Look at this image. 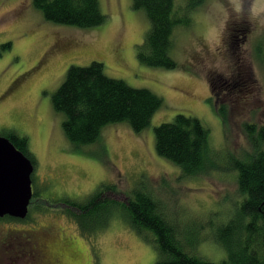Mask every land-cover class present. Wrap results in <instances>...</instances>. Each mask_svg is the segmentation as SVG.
<instances>
[{
	"label": "rangeland",
	"instance_id": "obj_1",
	"mask_svg": "<svg viewBox=\"0 0 264 264\" xmlns=\"http://www.w3.org/2000/svg\"><path fill=\"white\" fill-rule=\"evenodd\" d=\"M99 1L107 21L80 28L46 20L32 0H0V134L27 136L36 160L30 214L23 220L2 217L0 240L15 230L42 241L50 226V233L62 230L68 240L66 264H154V242L121 212L98 231L83 233L65 210L62 199H85L102 184H116L110 196L121 201L146 187L163 201L186 249L213 262L226 260V242L236 244L244 234L226 235L242 201L237 172L229 165L232 155L252 150L242 123L264 122V13L253 16L254 0H239V12L237 0H207L192 13L191 25L176 28L170 53L178 66L165 68L138 57L151 25L146 11L134 9L133 0ZM94 60L104 63L108 76L150 89L163 105L140 132L114 123L98 141L77 146L64 131L53 94L71 65ZM209 74L229 90L216 99L231 106L228 127L211 100ZM236 80L239 85H233ZM180 113L201 120L209 131L210 152H216L208 160L215 166L195 176L184 177L179 165L156 150L155 128ZM4 252L0 248V264L25 263Z\"/></svg>",
	"mask_w": 264,
	"mask_h": 264
},
{
	"label": "trees",
	"instance_id": "obj_2",
	"mask_svg": "<svg viewBox=\"0 0 264 264\" xmlns=\"http://www.w3.org/2000/svg\"><path fill=\"white\" fill-rule=\"evenodd\" d=\"M206 1L184 0L179 6L178 0H133V8L144 9L151 24L144 42L139 45V59L149 66L176 68L178 63L170 53L174 32L179 26L191 25L192 13ZM32 2L46 20L55 23L93 28L108 19L99 0ZM10 44L4 46L10 47ZM209 75L211 100L228 127L231 106L218 103L216 99L222 90H229ZM233 85H239V80ZM53 105L64 115L66 135L80 146L98 141L104 128L114 123H128L135 132L142 131L162 107L163 99L150 89L132 87L122 79L108 76L104 63L94 60L88 65L69 67L66 78L53 94ZM242 127L252 150L244 152L243 157L232 155L229 168L237 172L242 201L237 210L238 219L228 223L226 235L237 230L245 236L242 233L236 244L226 242L229 253L226 260L213 262L186 249L177 227L164 212L163 201L146 187L133 189V194L121 201L110 196L111 192H117L116 184H102L85 199H62L65 210L83 233L98 231L121 212L131 227L154 242L158 250L154 264H264V122L244 121ZM2 135L10 138L36 163L27 136L15 132ZM155 138L158 154L179 165L184 177L195 176L215 166L208 164L211 155L216 154L210 152L209 131L197 117L177 114L172 121L155 128Z\"/></svg>",
	"mask_w": 264,
	"mask_h": 264
},
{
	"label": "water",
	"instance_id": "obj_3",
	"mask_svg": "<svg viewBox=\"0 0 264 264\" xmlns=\"http://www.w3.org/2000/svg\"><path fill=\"white\" fill-rule=\"evenodd\" d=\"M35 164L23 151L0 134V217L25 219L33 197Z\"/></svg>",
	"mask_w": 264,
	"mask_h": 264
},
{
	"label": "flooded vegetation",
	"instance_id": "obj_4",
	"mask_svg": "<svg viewBox=\"0 0 264 264\" xmlns=\"http://www.w3.org/2000/svg\"><path fill=\"white\" fill-rule=\"evenodd\" d=\"M40 62L35 67H39ZM47 229L42 241L37 239L36 234L11 230L10 234L1 238L0 248L6 251L5 254L17 255L25 261L24 264H66V259L63 257V245L68 240L63 237L61 229L60 233H50L52 230L50 226ZM5 264L19 263L7 262Z\"/></svg>",
	"mask_w": 264,
	"mask_h": 264
},
{
	"label": "clouds",
	"instance_id": "obj_5",
	"mask_svg": "<svg viewBox=\"0 0 264 264\" xmlns=\"http://www.w3.org/2000/svg\"><path fill=\"white\" fill-rule=\"evenodd\" d=\"M235 10L237 12L241 11V3L239 2V0H237L236 2ZM251 11L253 16H258L261 13H264V0H254ZM217 43H219V41H217Z\"/></svg>",
	"mask_w": 264,
	"mask_h": 264
}]
</instances>
